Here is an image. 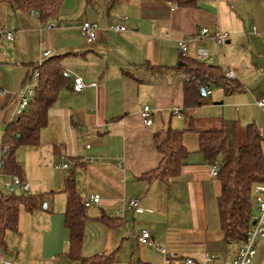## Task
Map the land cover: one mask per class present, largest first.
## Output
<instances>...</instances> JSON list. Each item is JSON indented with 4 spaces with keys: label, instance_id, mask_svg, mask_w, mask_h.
Instances as JSON below:
<instances>
[{
    "label": "crops",
    "instance_id": "obj_1",
    "mask_svg": "<svg viewBox=\"0 0 264 264\" xmlns=\"http://www.w3.org/2000/svg\"><path fill=\"white\" fill-rule=\"evenodd\" d=\"M84 20L98 25L94 41L83 33ZM3 24L14 40L0 30V161L6 127L19 116L18 94L30 68L59 56L72 84L51 108L40 144L28 148L39 160L43 178L37 183L28 171L24 178L31 194L44 195V205L33 212L21 208L18 231L0 239V262L4 255L17 264H79L65 257L70 235L63 189L70 172L60 173L55 165L66 150L83 200L101 195L98 205L87 208L84 256L114 254L116 264H162L159 248H167L199 264H230L239 244L227 242L221 231V184L199 152V132L230 120L238 122L241 142L252 124L264 137V111L253 100L254 94L264 97V0H198L184 7L169 0H64L59 15L45 22L38 12L0 3V29ZM112 25H124L126 31H113ZM202 27L228 32V41L220 46L201 40L197 32ZM179 40L187 42V60L207 49L206 63L232 71L243 90L224 91V97L214 99L209 89L206 103L185 108L183 79L174 70L181 64ZM150 66L162 70L153 72ZM76 77L86 84L81 92L73 90ZM205 105L220 107L221 117H204L200 109ZM145 106L153 115L149 127L141 117ZM176 107L184 110V120L172 114ZM189 126L194 130L184 142L190 154L178 179L166 183L147 177L163 159L154 135ZM16 158L20 162L18 154ZM10 177H0V192L11 191L2 188ZM135 198L140 211L126 207ZM103 215L116 226L101 221ZM143 229L154 246L138 242ZM206 254L218 259L206 263ZM253 264H264V242Z\"/></svg>",
    "mask_w": 264,
    "mask_h": 264
},
{
    "label": "trees",
    "instance_id": "obj_2",
    "mask_svg": "<svg viewBox=\"0 0 264 264\" xmlns=\"http://www.w3.org/2000/svg\"><path fill=\"white\" fill-rule=\"evenodd\" d=\"M85 1L89 3L92 0ZM169 1L178 7H184L194 6L198 0ZM63 2L64 0H0V3L8 4L15 11L38 12L40 20L44 22L59 15ZM180 58L181 64L174 70L183 79L185 108L195 109L201 105L202 87L210 90L222 89L227 94L243 90L237 80L226 76L228 71L222 67L198 59L187 60L181 55ZM150 68L153 72L162 70L159 66ZM36 72L39 76L34 82V95L29 109L6 127L1 145L0 163L3 164V173L11 177L17 176L22 181H26L25 171L16 158V151L20 147L34 148L40 144L41 133L48 125L51 108L60 92L72 84L59 56L50 58L43 65L32 66L24 85L33 81ZM193 130L192 126L184 130L169 127L154 135V145L163 155V159L159 167L147 177L166 183L178 179L190 154L184 136ZM263 143L264 137L254 124L247 127L244 142L240 140L236 121L221 120L199 132V152L210 166L219 163L216 177L221 184V194L217 200L218 215L221 231L227 242L242 244L256 217L254 188L264 184ZM70 167L63 189L67 195L64 225L70 235L65 257L68 261L79 264H116L114 254H95L88 257L83 255L85 229L90 217L87 213L88 207L77 189L74 169L70 170ZM14 188L8 194L0 192V239L3 242L8 232L18 231L22 207L33 212L44 205L43 194L16 193ZM99 219L109 227L116 226L115 221L104 215Z\"/></svg>",
    "mask_w": 264,
    "mask_h": 264
},
{
    "label": "built area",
    "instance_id": "obj_3",
    "mask_svg": "<svg viewBox=\"0 0 264 264\" xmlns=\"http://www.w3.org/2000/svg\"><path fill=\"white\" fill-rule=\"evenodd\" d=\"M175 6V5H174ZM34 13V11H33ZM122 21H125L123 18ZM49 28H53V26H49ZM111 30L117 32L126 31V27L124 25H112L110 27ZM5 37L8 40H14L13 32L8 30V27L3 24L0 29ZM82 30L86 38L90 41H94L96 39L98 25L92 23L90 21L84 20L82 24ZM197 36L204 41H208L212 44L223 46L229 38V33L221 30L220 28L209 29L207 27H202L198 30ZM178 50L181 56L185 57L186 52L188 50L187 42L184 40L178 41ZM210 57V52L207 49H200L197 53V59L200 61H206ZM39 73L36 72L33 76V81L27 82L22 90L18 94V110L17 114L21 115L25 112V110L30 106V102L32 100V96L34 94V82L37 80ZM230 79H235V74L232 71H228L227 75ZM86 84L80 77H76L73 83V90L75 92H81L85 89ZM210 94V90L207 89V95ZM206 99V97H205ZM254 104L264 111V97H260L257 95H253ZM183 109L181 107H176L173 109L172 114L184 120L186 117L183 113ZM141 117L144 125L152 126L153 124V115L152 110L149 106H145L143 111L141 112ZM89 148V146H88ZM6 152V150H4ZM70 167V163L68 160L66 150L62 151L60 155L59 162L55 165L56 170H68ZM3 164L0 163V177L3 173ZM219 171V163L216 162L211 166L210 175L213 178H216ZM4 186L7 189H13L14 187L20 188L23 193L30 192V185L27 181H22L17 176H12L4 183ZM254 201L256 203V217L252 221L250 228L246 234V239L242 244L238 245V250L235 258L230 264H253V260L257 254V249L260 243L264 242V184L257 185L254 188ZM101 202V195L96 194L92 196L88 201L85 202L86 207H90L91 205H98ZM126 207L132 210L140 211L139 200L131 199ZM138 242L143 245L154 246L152 236L150 232L146 229L140 231L138 236ZM159 251L164 256V262L162 264H199L193 258L186 257L176 251L168 250L167 248H159ZM218 259L216 254H206L205 261L206 263H214ZM0 264H17L15 260L9 259L6 256L1 257ZM57 264H62L57 262Z\"/></svg>",
    "mask_w": 264,
    "mask_h": 264
},
{
    "label": "rangeland",
    "instance_id": "obj_4",
    "mask_svg": "<svg viewBox=\"0 0 264 264\" xmlns=\"http://www.w3.org/2000/svg\"><path fill=\"white\" fill-rule=\"evenodd\" d=\"M213 93H214V95H213L214 99H217V98L219 99L220 97H224L223 95H225L224 91L222 89H218V88H214L213 89ZM32 98H33V96H32ZM28 109H29V107L25 111H27ZM200 111L204 115V117H208V116L210 117L212 115L221 117V114H220L221 108L216 106V105H210V106L209 105H205V106L201 107ZM16 154H18V157L20 158L19 159L20 163L22 164L24 170H26L25 172L28 171L29 174L35 175L36 179H38L37 183L41 182V179L43 178V175H42V172H40V170H39V166H40V164L38 162L39 160L38 159H34L33 158L34 157L33 154L28 150V148H25V147H20L16 151ZM50 171H52V169H50L48 173H50ZM66 172L63 171V172H60V173H65L66 174ZM28 183H29V181H28ZM29 185H30V183H29ZM42 186H44V185H42ZM2 188H4L3 183H2ZM14 191L16 193L20 192V190L18 188H16ZM87 212H89V209L87 210Z\"/></svg>",
    "mask_w": 264,
    "mask_h": 264
},
{
    "label": "water",
    "instance_id": "obj_5",
    "mask_svg": "<svg viewBox=\"0 0 264 264\" xmlns=\"http://www.w3.org/2000/svg\"><path fill=\"white\" fill-rule=\"evenodd\" d=\"M201 94H202L203 99L200 101V104H204L206 103L205 97L207 96V89L205 87L201 88Z\"/></svg>",
    "mask_w": 264,
    "mask_h": 264
}]
</instances>
